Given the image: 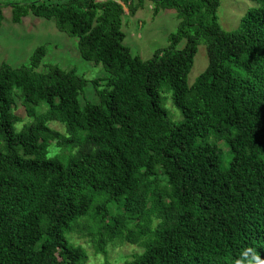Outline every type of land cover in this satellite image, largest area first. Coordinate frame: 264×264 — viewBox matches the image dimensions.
Listing matches in <instances>:
<instances>
[{"label":"trees","instance_id":"obj_1","mask_svg":"<svg viewBox=\"0 0 264 264\" xmlns=\"http://www.w3.org/2000/svg\"><path fill=\"white\" fill-rule=\"evenodd\" d=\"M121 1L9 3L13 22L53 19L108 74L99 103L80 105L83 75L35 70L45 46L29 65L0 64V264H86L69 237L83 218L97 225V251L114 240L141 248L121 264H264V0L235 30L219 24L220 0H148L153 14L174 9L179 22L147 59L123 42V5L131 14L138 4ZM200 42L208 63L189 85ZM15 89L33 118L19 129Z\"/></svg>","mask_w":264,"mask_h":264},{"label":"rangeland","instance_id":"obj_2","mask_svg":"<svg viewBox=\"0 0 264 264\" xmlns=\"http://www.w3.org/2000/svg\"><path fill=\"white\" fill-rule=\"evenodd\" d=\"M19 0H0L2 5V19L0 23V64L5 62L12 67L29 65V60L38 46H45L46 53L36 71H46L49 65H58L63 69L74 68L76 72L83 75L89 83L84 87L83 92L78 96L80 105L85 102L99 103L96 88H103L104 81H101L108 73L102 64L94 65L91 61L83 59L78 52L76 37L70 36L64 31H60L55 26L53 19L37 17L31 13L22 17L18 22L12 21V10L9 3ZM121 2V0H116ZM136 9L133 13H128V6L123 5L125 13L122 15V31L124 33L123 42L130 48L133 54L142 59L152 56L154 51L168 45V36L176 31L179 19L174 9H160L157 14H153V4L148 0L138 2L133 0ZM257 0H220L216 11L217 20L224 30H235L239 26L240 18L250 8L258 7ZM183 41L178 45L182 47ZM208 58L206 45L200 42L197 45L193 63L187 75V83L190 85L195 78L207 66ZM99 79L96 87L93 80ZM15 89V113L20 117L17 128L32 121L28 117ZM162 96V106L172 122L178 123L182 119L181 112L173 105L170 92L164 89L160 92ZM166 94H168L166 96ZM44 104L41 103L36 112H41ZM48 126L61 133L64 126L56 121H51ZM219 146L224 150L221 155L219 166L225 168L231 158L225 144L220 141ZM50 152L60 153L54 148L53 143L49 146ZM97 225L92 219H81L69 234L70 241L75 245L82 246L87 254L86 264H121L123 261L132 258L133 253L139 252L141 248L127 242L114 240L105 246V254L97 251L92 241L97 237ZM68 237V233H66Z\"/></svg>","mask_w":264,"mask_h":264}]
</instances>
